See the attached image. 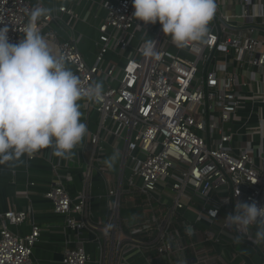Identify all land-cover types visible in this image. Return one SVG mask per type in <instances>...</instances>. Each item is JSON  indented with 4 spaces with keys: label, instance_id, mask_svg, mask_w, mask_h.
I'll use <instances>...</instances> for the list:
<instances>
[{
    "label": "built area",
    "instance_id": "obj_1",
    "mask_svg": "<svg viewBox=\"0 0 264 264\" xmlns=\"http://www.w3.org/2000/svg\"><path fill=\"white\" fill-rule=\"evenodd\" d=\"M215 3L203 41L184 48L164 35L158 22L135 18L132 0L99 1L105 17L97 26L91 64L72 35L57 41L46 34L54 42L53 54L66 56V67L83 88L104 83L98 99L82 98L98 115L84 189L72 198L57 179L44 193L76 234L62 264H235L245 253L237 246L258 262L251 257L236 264H264V240L256 236L261 226L240 228L226 219L237 201L264 205V0ZM37 7L43 6L0 0V28L8 29L10 43L23 38ZM52 20L71 29L78 16L58 6L36 24L41 31ZM147 32L157 42L159 59L143 54ZM111 52L120 59L106 62ZM109 139L122 145L120 177L106 189L105 218L90 221L91 161ZM98 172L107 175L105 168ZM124 194L141 196L145 209L131 226L119 213ZM27 219V210L0 212V264H37L31 254L40 227L32 225L22 236L7 226ZM181 228L188 236L197 233V239L185 242ZM88 240L95 246L94 261L84 246Z\"/></svg>",
    "mask_w": 264,
    "mask_h": 264
},
{
    "label": "clouds",
    "instance_id": "obj_2",
    "mask_svg": "<svg viewBox=\"0 0 264 264\" xmlns=\"http://www.w3.org/2000/svg\"><path fill=\"white\" fill-rule=\"evenodd\" d=\"M132 7L135 18L145 24L158 22L179 48L203 41L216 12L215 0H132ZM48 11L37 7L31 12L18 43H10L8 29L0 28V162L48 147L57 156L72 155L88 132L78 101L102 95L101 84L83 88L66 67V56L53 54L36 24ZM156 43L146 39L143 54L159 59ZM226 219L240 228L260 225L256 236L264 240V205L237 201Z\"/></svg>",
    "mask_w": 264,
    "mask_h": 264
},
{
    "label": "crops",
    "instance_id": "obj_3",
    "mask_svg": "<svg viewBox=\"0 0 264 264\" xmlns=\"http://www.w3.org/2000/svg\"><path fill=\"white\" fill-rule=\"evenodd\" d=\"M31 4L40 3L48 12L57 10L58 6L72 8L77 16L72 28L64 27L59 20H52L41 29V35L47 40L52 49L51 40L46 34L51 32L57 41L68 39L72 35L78 49L85 61L93 63L96 52L95 42L98 37L97 26L105 17V10L100 6V0H29ZM153 30L155 27L153 26ZM153 38L151 32L145 34V39ZM120 59L117 53H108L106 62L112 63ZM97 83L104 87L100 80ZM82 112V121L86 123L88 132L82 141L73 149L70 156L60 157L54 154L51 147L41 149L33 153L29 159L25 154L13 160L0 162V212L8 209L27 210L29 219L21 224H8V229L19 235L30 233L32 225L40 227L38 239L32 247V259L37 264H62L63 253L66 248L75 246L76 234L64 224V218L53 211L52 203L45 198L44 193L57 181L61 180L69 196L74 198L78 192L84 189L85 171L87 162L91 160L89 146L90 136L96 132L98 115L86 107V99L78 101ZM121 142L119 139H109L104 142L103 150L98 152L92 162L91 181L89 185L88 212L89 220L96 221L106 216L107 197L106 189L109 184L118 181L120 177V153ZM115 157L113 160L112 158ZM111 162V166L109 163ZM114 162L116 169L114 171ZM98 168L106 169V176L98 172ZM31 182L33 184H31ZM108 182V183H107ZM84 235L91 239L90 235ZM85 249L94 261L97 253L91 241L85 243ZM242 253L239 260L253 261L257 258L248 252L245 247L237 246ZM229 249L226 258L230 257ZM252 263V262H251ZM250 263V264H251Z\"/></svg>",
    "mask_w": 264,
    "mask_h": 264
},
{
    "label": "trees",
    "instance_id": "obj_4",
    "mask_svg": "<svg viewBox=\"0 0 264 264\" xmlns=\"http://www.w3.org/2000/svg\"><path fill=\"white\" fill-rule=\"evenodd\" d=\"M144 207L141 203V196H133L124 194L121 198L120 202V217L123 220H126L129 226L138 223L141 220L142 211H144ZM181 233L184 236V241L187 242L189 240H196L197 233H194L191 236L185 234L183 228H181ZM187 237V238H186ZM142 238H144L142 236ZM146 239V238H145ZM192 255V253H190Z\"/></svg>",
    "mask_w": 264,
    "mask_h": 264
},
{
    "label": "rangeland",
    "instance_id": "obj_5",
    "mask_svg": "<svg viewBox=\"0 0 264 264\" xmlns=\"http://www.w3.org/2000/svg\"><path fill=\"white\" fill-rule=\"evenodd\" d=\"M247 108H250L249 106H246ZM256 115V112H255V110H254V113H253V116L252 117H254ZM116 165L117 164H115V162H114V168H113V170L112 171H114V172H116L115 171V169H116Z\"/></svg>",
    "mask_w": 264,
    "mask_h": 264
}]
</instances>
